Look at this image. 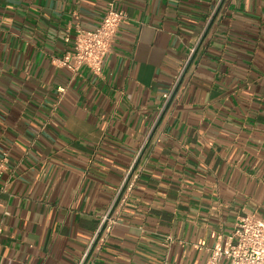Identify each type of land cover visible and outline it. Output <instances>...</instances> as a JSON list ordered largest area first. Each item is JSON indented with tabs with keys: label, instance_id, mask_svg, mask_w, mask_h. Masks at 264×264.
Listing matches in <instances>:
<instances>
[{
	"label": "crops",
	"instance_id": "1",
	"mask_svg": "<svg viewBox=\"0 0 264 264\" xmlns=\"http://www.w3.org/2000/svg\"><path fill=\"white\" fill-rule=\"evenodd\" d=\"M107 3L0 0V264H206L264 219V0H123L100 75L54 64Z\"/></svg>",
	"mask_w": 264,
	"mask_h": 264
},
{
	"label": "built area",
	"instance_id": "2",
	"mask_svg": "<svg viewBox=\"0 0 264 264\" xmlns=\"http://www.w3.org/2000/svg\"><path fill=\"white\" fill-rule=\"evenodd\" d=\"M123 0H108L106 12L100 24L94 29H84L77 27L73 48L63 53L61 57L55 59L54 64L58 67H67L76 73L82 65L87 66L96 75H100L105 57L112 49V43L126 12L118 5ZM66 40H68L66 38ZM186 66V65H185ZM182 69L177 82L185 71ZM176 85L171 92L163 95L167 104ZM66 86H59L57 91L60 96L66 92ZM8 159L4 155L0 159V177L6 169ZM132 176V174H131ZM130 176V177H131ZM136 177V175H134ZM126 181V185L129 183ZM131 184V183H130ZM118 195L107 215L104 216L100 230L110 229L116 217L113 211L119 202ZM101 233L95 237L94 241H101ZM210 255L206 264H264V219L252 214L241 216L235 223L231 235L224 243H216L213 247L207 248Z\"/></svg>",
	"mask_w": 264,
	"mask_h": 264
}]
</instances>
